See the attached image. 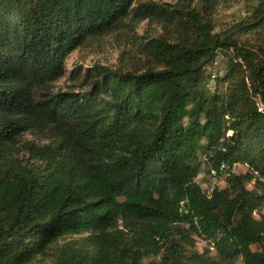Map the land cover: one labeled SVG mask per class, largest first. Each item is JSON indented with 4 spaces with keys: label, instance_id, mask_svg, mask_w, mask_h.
<instances>
[{
    "label": "trees",
    "instance_id": "trees-1",
    "mask_svg": "<svg viewBox=\"0 0 264 264\" xmlns=\"http://www.w3.org/2000/svg\"><path fill=\"white\" fill-rule=\"evenodd\" d=\"M147 19L163 33L131 68L53 90L73 51ZM252 25L214 33L150 1L0 0V264H264V48L235 37Z\"/></svg>",
    "mask_w": 264,
    "mask_h": 264
},
{
    "label": "rangeland",
    "instance_id": "rangeland-1",
    "mask_svg": "<svg viewBox=\"0 0 264 264\" xmlns=\"http://www.w3.org/2000/svg\"><path fill=\"white\" fill-rule=\"evenodd\" d=\"M150 1L157 5L163 6L168 10H183L190 11L195 9L202 15L213 27L214 33H221L228 30L233 25L248 18L250 23L256 22V27L253 25L249 29H241L235 32L236 39L242 44L249 46H260L264 48V0H217L216 4L211 9L206 7L205 0H138V2ZM136 5V4H135ZM162 20H144L140 22L134 29V33L128 35L120 32H113L103 37L91 40L83 46L73 51L65 63V76L57 81L54 86V91H70L80 87L83 81L86 68H90L95 64L109 66L113 68L128 69L136 62L137 46L144 44L148 39L162 35ZM219 61V69L226 67L224 62ZM79 67L81 76L78 80L72 79L73 70ZM208 71H212L208 69ZM224 71V70H222ZM214 72H219L215 70ZM23 141L38 142L31 134L22 136ZM25 159L29 154L22 151ZM238 173H246L239 164L235 167ZM197 182L207 191L212 190L215 186L220 188L225 187V182L218 180H205L203 176H198ZM250 184V185H249ZM248 188L252 187V182L247 184ZM44 259L38 258L32 264H48Z\"/></svg>",
    "mask_w": 264,
    "mask_h": 264
},
{
    "label": "built area",
    "instance_id": "built-area-1",
    "mask_svg": "<svg viewBox=\"0 0 264 264\" xmlns=\"http://www.w3.org/2000/svg\"><path fill=\"white\" fill-rule=\"evenodd\" d=\"M244 170H246V171H248V172H250L253 176H257L258 174H257V172L256 171H254L247 163H243V164H239ZM237 166V165H236ZM236 166H234L233 167V170L235 171V172H237L236 171V169H235V167ZM250 185V184H249ZM211 191V190H210ZM210 191H207L206 190V192L207 193H209ZM209 250H210V252H213V248L212 247H209Z\"/></svg>",
    "mask_w": 264,
    "mask_h": 264
}]
</instances>
